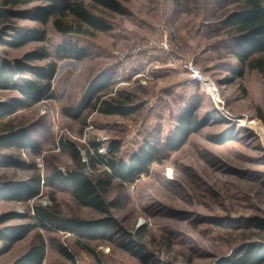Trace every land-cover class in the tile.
Instances as JSON below:
<instances>
[{"label":"rangeland","instance_id":"rangeland-1","mask_svg":"<svg viewBox=\"0 0 264 264\" xmlns=\"http://www.w3.org/2000/svg\"><path fill=\"white\" fill-rule=\"evenodd\" d=\"M229 1L124 0L120 13L103 14L112 25L108 32L64 36L51 19L44 41L16 49L0 45V59L14 62L44 49L57 65L49 93L0 119V136L24 129L33 143L0 144V220L20 216L0 224V231L34 226L0 255V264H14L41 245L45 257L39 264H220L242 245L264 243V52L244 63L233 55L230 31L221 22ZM14 22L40 26L30 19ZM66 42L88 55L59 54L58 46ZM104 76L111 86L107 99L130 96L141 110L128 117L94 110L79 118L66 115L90 82ZM18 96V91L0 90V101ZM193 104L197 117L211 115V122L181 149L161 152V161L134 181L104 174L114 145L119 148L115 156L128 161L145 141H164L180 112ZM223 132L233 139L213 142ZM97 145L103 158L94 153ZM80 162L101 181L102 197L112 204L113 234L79 236L37 218L38 208L73 220L108 217L81 205L71 183L55 176L68 175ZM34 176L41 180L36 197H2L6 183ZM143 227L140 239L136 233ZM129 236L142 258L125 248ZM126 244L137 250L136 244Z\"/></svg>","mask_w":264,"mask_h":264},{"label":"trees","instance_id":"trees-1","mask_svg":"<svg viewBox=\"0 0 264 264\" xmlns=\"http://www.w3.org/2000/svg\"><path fill=\"white\" fill-rule=\"evenodd\" d=\"M124 0H0V45L9 48H21L31 42L44 41L46 39L45 26L53 19L55 29L64 36L93 35L95 32H108L112 25L103 15L107 11H122L121 2ZM179 2V0H173ZM32 9H21L23 6L33 5ZM229 9L222 18V25L230 31V47L233 55L244 63L254 55L264 52V0H230ZM227 5V6H228ZM30 19L37 22L38 27L19 26L14 20ZM59 54H71L77 59L85 58L87 50L77 45L66 42L58 46ZM50 60L46 66H34V61ZM57 65L51 59L47 50H35L24 55L22 59L14 62L0 59V90L18 91L20 96L12 97L6 101H0V119L14 114L20 108L28 107L36 103L45 93L52 89V80L56 74ZM264 75V63L261 67ZM19 77V82L16 78ZM108 77L95 78L86 88L80 102L65 110L66 115L79 118L88 110L105 115H117L128 117L139 112L142 105L132 101L130 96H111V87ZM198 105L187 106L176 118V126L169 132L164 141H145L128 161L118 159V145L113 146L110 159L105 158L107 170L104 174L120 181H134L142 174H148L150 166L160 162L161 152L166 155L181 149L189 137L204 129L211 122V115L199 119L197 117ZM233 139L229 132H223L213 136V142L223 144ZM0 144L5 148H22L26 144H33L25 130H11L0 136ZM97 157L99 146H95ZM92 158L91 161H93ZM80 161V160H79ZM105 163V162H104ZM21 164V163H20ZM86 162H80L79 167L68 175L56 173L55 176L69 181L73 187L76 200L83 206L96 209L108 217L95 220H73L62 217L48 209H37V218L42 224L47 222L57 224L60 230L82 236L84 232L91 234H113L117 227V221L111 217L112 204L107 202L100 192L101 181L95 179L86 169ZM3 198L19 200L24 194L31 199L36 197L41 188L39 177H32L31 181H19L6 183ZM16 187V188H15ZM15 188V189H14ZM15 190V191H14ZM111 215V216H110ZM17 214L5 215L0 224L19 218ZM30 224L6 227L0 231V241L4 246L0 249V255L4 254L17 241L23 239L33 230ZM144 229L139 228L136 235L141 239ZM125 239L129 244H138L133 236ZM125 243V248L131 250L135 256L142 258V251ZM44 246L33 248L22 256L14 264H39L44 260ZM220 264H264V243H248L236 249Z\"/></svg>","mask_w":264,"mask_h":264}]
</instances>
